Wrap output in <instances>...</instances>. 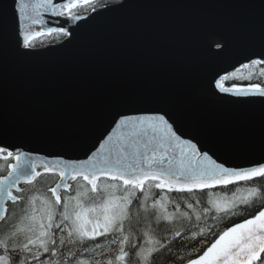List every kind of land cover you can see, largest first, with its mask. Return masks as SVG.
Wrapping results in <instances>:
<instances>
[{
	"label": "snow or ice",
	"instance_id": "obj_1",
	"mask_svg": "<svg viewBox=\"0 0 264 264\" xmlns=\"http://www.w3.org/2000/svg\"><path fill=\"white\" fill-rule=\"evenodd\" d=\"M88 3L0 0V52L11 45L17 55L28 56L44 34L70 36L63 26L45 27L42 14L50 11L62 17ZM126 6L127 0H102L97 14ZM91 7L97 11L95 4ZM36 25L41 30L33 31ZM231 38L241 40L238 33ZM205 43L209 52L214 46L217 51L212 54L220 55L230 36L209 32ZM242 66L251 69L249 80L257 70L264 77V25L258 47ZM215 87L246 98L245 103L264 105V83L229 88L216 82ZM113 125L99 150L79 163L36 161L19 148L0 146V159L7 167L0 179V199L5 201L0 205V225H6L0 228V264H152L158 253H170L173 242L185 234L196 240L205 229L210 233L208 220L229 218L256 202L260 211L223 231L187 264H264V183L259 182L264 161L246 168L217 162L196 143L182 139L176 120L164 109L140 116L118 113ZM42 173H55L60 182L42 189L36 183ZM254 180L257 183L236 191L228 189ZM21 182L30 186L29 192L19 187ZM73 183L78 185L74 195ZM9 202L19 208L11 222Z\"/></svg>",
	"mask_w": 264,
	"mask_h": 264
},
{
	"label": "water",
	"instance_id": "obj_2",
	"mask_svg": "<svg viewBox=\"0 0 264 264\" xmlns=\"http://www.w3.org/2000/svg\"><path fill=\"white\" fill-rule=\"evenodd\" d=\"M100 9L44 12L45 27L63 26L71 35L28 56L11 45L0 52V146L36 161L79 163L99 150L118 113L164 109L182 139L217 162L246 168L264 161V105L215 87L257 84L228 85L222 77L244 69L258 47L264 0H127L118 12ZM209 32L230 36L222 54L207 50Z\"/></svg>",
	"mask_w": 264,
	"mask_h": 264
},
{
	"label": "trees",
	"instance_id": "obj_3",
	"mask_svg": "<svg viewBox=\"0 0 264 264\" xmlns=\"http://www.w3.org/2000/svg\"><path fill=\"white\" fill-rule=\"evenodd\" d=\"M92 3V1H91ZM91 3H88L87 6L84 7H77L74 9L77 12H83L90 9ZM99 5L102 4V0H98ZM64 36L59 34H54L46 38L44 42H41V39L35 40L34 43H41V45L49 42V41H59ZM36 44V45H37ZM251 71L249 68H244L241 72H236L234 76L228 77L227 80H224L226 84H249V83H264V77L259 75V70L256 71V74L252 77L251 80L248 79V73ZM0 163H3L4 171L7 170L6 164L3 159H0ZM3 174V172H2ZM50 176L56 177L57 175L48 174ZM48 176L47 180L52 182V177ZM80 184H84L85 182L82 179H79ZM260 183H264V178H261ZM37 185L40 186L42 189H47L50 187L49 185H45L44 183H40L38 180L36 181ZM257 183V181H249V182H240L239 184L229 185L228 189L231 191H236L238 188H243L247 184ZM78 187L77 184L74 183L73 190ZM25 192L30 191V186L25 185L24 187ZM155 191V190H154ZM216 191H219L217 189ZM74 193V192H71ZM229 194H231L229 192ZM199 195V194H198ZM201 199H205L201 197ZM261 210L260 202H256L252 204L250 207L242 208L237 215L231 216L229 218H224L222 220H208V226L212 228V231L209 233L207 229H205V235L198 237L196 240L190 238L188 234H185L180 239L173 242L171 245V252H161L158 253L153 260L152 264H187L188 259L195 258L197 255H200L213 243L219 236L222 234L223 231L227 230L228 228L234 226L237 223L244 221L245 219L254 216L258 211ZM183 231V229H182ZM193 231H195V226H193ZM100 241H104V237L99 238ZM201 241H204L201 243ZM261 260H264V253L261 256ZM257 264H260V261H257Z\"/></svg>",
	"mask_w": 264,
	"mask_h": 264
},
{
	"label": "rangeland",
	"instance_id": "obj_4",
	"mask_svg": "<svg viewBox=\"0 0 264 264\" xmlns=\"http://www.w3.org/2000/svg\"><path fill=\"white\" fill-rule=\"evenodd\" d=\"M91 1H92V3H91ZM89 3H91V5H90V9L89 10H86V11H81V12H77V11H75L74 9H72V11H71V13H75V14H83V13H88L90 10H92V4H95L96 5V8H99L100 6H102V4L101 5H99V3H98V0H89ZM79 7V6H78ZM52 35H54V34H52ZM46 38H48V37H40V38H38V39H41V42H44L45 40H46ZM37 40V39H36ZM52 42H55V41H49V42H47V43H45V44H50V43H52ZM37 43H35V46H40L41 45V43H39V44H37ZM45 44H43V45H45ZM236 74V72L235 73H232V74H230L228 77H231V76H234ZM2 172L3 173H5L6 171H4V168H3V163L1 164L0 163V176L2 175ZM48 176H50V175H47V174H43V175H41L37 180L40 182V183H44L45 185H49L50 184V187H53L57 182H58V180H59V176H56V177H54V176H50V177H52V182H50L49 183V181L47 180V178H48ZM73 186H74V183H73V185H72V190H71V192H74V193H70V194H75V190H73ZM63 194V193H62ZM50 195V194H49ZM19 213V208L18 207H13V208H11V210H10V212H9V222H11V220L13 219V216H12V214L13 213ZM6 225H2V226H0V228H3V227H5Z\"/></svg>",
	"mask_w": 264,
	"mask_h": 264
},
{
	"label": "flooded vegetation",
	"instance_id": "obj_5",
	"mask_svg": "<svg viewBox=\"0 0 264 264\" xmlns=\"http://www.w3.org/2000/svg\"><path fill=\"white\" fill-rule=\"evenodd\" d=\"M13 207H15V206H13V205L9 202V203H8V212H10L11 208H13ZM16 207H18V206H16ZM0 226H2V225H0Z\"/></svg>",
	"mask_w": 264,
	"mask_h": 264
},
{
	"label": "bare ground",
	"instance_id": "obj_6",
	"mask_svg": "<svg viewBox=\"0 0 264 264\" xmlns=\"http://www.w3.org/2000/svg\"><path fill=\"white\" fill-rule=\"evenodd\" d=\"M45 174H47V175H48V174L56 175L55 173H45ZM42 175H43V174H42ZM57 176H58V175H57ZM38 178H39V177H38ZM38 178H37V179H38ZM78 179H82V178H78ZM25 185H26V184L22 185V186H23V189H24Z\"/></svg>",
	"mask_w": 264,
	"mask_h": 264
}]
</instances>
